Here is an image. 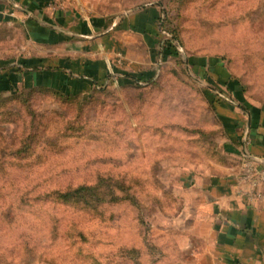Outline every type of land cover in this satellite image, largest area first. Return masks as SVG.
I'll return each mask as SVG.
<instances>
[{"label":"rangeland","instance_id":"1","mask_svg":"<svg viewBox=\"0 0 264 264\" xmlns=\"http://www.w3.org/2000/svg\"><path fill=\"white\" fill-rule=\"evenodd\" d=\"M64 2L72 13L108 21L155 9L159 14L153 30L160 33L159 20H166L165 28L177 32L182 45L176 43L178 59L163 63L154 48L156 83L149 87L112 82L105 91H94L84 99H66L48 91L34 93L29 105L10 101V116L2 117L13 124L0 125L2 136L17 126L29 143L30 133L41 134L50 123L62 128L66 121L82 133L65 141L62 152H48L43 165L0 175V194L28 203L14 222L0 221V264H182L176 233L168 228L179 210V198L170 189L174 191L184 176L213 175L242 163L223 151L220 121L201 91L209 100L228 92L220 87L227 81V69L240 85L227 83L232 91L226 96L229 101L247 111L264 109V0ZM129 35L134 47L126 56L145 71L150 45L138 35ZM162 37L171 35L164 32ZM26 44L15 27H0V59L41 55V48L23 47ZM188 56L200 58H191L188 65ZM199 65L208 72H201ZM135 76L145 81L150 75ZM212 76L220 83L207 80ZM206 87H213V93ZM67 90L65 94L78 92L74 86ZM39 147L35 146L34 158ZM102 175H111L112 183L117 177L130 182L126 200L107 206L103 217L55 202L53 192L89 184Z\"/></svg>","mask_w":264,"mask_h":264},{"label":"crops","instance_id":"2","mask_svg":"<svg viewBox=\"0 0 264 264\" xmlns=\"http://www.w3.org/2000/svg\"><path fill=\"white\" fill-rule=\"evenodd\" d=\"M65 4L64 0H0V27H15L26 39L23 47H39L44 52L40 56L27 53L21 57L33 62L25 67L16 59H0L1 77L10 73V77L17 79V85L31 86L38 79L37 85L57 89L67 86V90L71 86L91 88L109 76L116 85H126L131 83L127 74L155 72L152 60L155 39L142 34L147 24L151 26V11L108 21L72 13ZM135 26L138 28L130 30ZM129 33L150 45V64L145 71L126 56L127 50L134 47ZM49 51L53 53L45 54ZM81 73L85 75L82 79L78 78ZM208 79L216 85L221 81ZM226 83L230 85L231 81ZM220 87L226 88L224 84ZM210 88L205 90L213 93V87ZM227 95L232 94L223 91L219 95L215 110L225 136L223 151L237 158L238 163L246 156L264 168V109L242 111ZM239 173L240 165H230L213 175L191 174L182 177L174 191L170 189L179 198V210L170 219L168 228L176 233L174 243L182 264H264V200L249 203L243 197L241 190L248 187H239Z\"/></svg>","mask_w":264,"mask_h":264},{"label":"trees","instance_id":"3","mask_svg":"<svg viewBox=\"0 0 264 264\" xmlns=\"http://www.w3.org/2000/svg\"><path fill=\"white\" fill-rule=\"evenodd\" d=\"M149 11H151L150 13L153 15L151 26L147 24L145 26V29H143L142 34H148L155 39L153 46L154 48H157L156 51L157 56L159 57V62L163 63L168 59H178L179 47L177 46V44L180 42L177 32L175 33L174 31L166 29V20L163 19H160L158 23L160 33H158L157 29L153 30V24L157 21L159 13L155 9ZM132 28L137 29L138 26ZM164 32L170 34L171 37L169 39L162 40V34ZM160 37H162V39ZM191 58L195 59L200 57L194 58V56H188V65L191 62ZM18 61V64L22 67L33 63L31 60L25 59ZM35 62L36 61H34V63ZM37 63L41 64V62L38 61ZM198 67L201 71L204 70V67L202 65H199ZM48 69L50 70V68ZM225 70L227 74V81L232 80L231 82H234L237 86L240 87L238 80L232 78L228 70ZM3 76H0V82L2 85L0 89V106H2V109L7 110L8 113L3 112L2 109L0 110V125L6 122H9L8 124H13V121L11 119H8V117H2L10 116V110H8L11 105L10 101L18 102L22 105H29V100H31L34 93H42L48 91L55 96L63 97L66 99H84L82 97L84 95L90 94L94 91L102 92L112 86L111 77L109 76L106 77L105 80L100 84L94 83L91 88L83 87L79 88L77 90L78 92L76 93L68 92V94H65L64 92H66L65 88L67 86H65L63 89H57L49 85H44L43 83V85L36 86H30L27 83L23 85H17V79L10 77V73L4 74ZM78 76V78L81 79L85 77V75L82 73ZM126 76V78L131 79V83L129 85L136 89L142 88L143 86L149 87L155 85L156 83L155 72L150 75L145 81H142L140 77L137 78V76ZM212 78H214V76H212ZM47 81H50V78ZM227 81L225 80L224 82H221V84H224L227 88V91L229 93H232L231 87H229L226 83ZM42 82L45 81L42 80ZM5 93H9V97L1 100L2 96ZM201 93L204 98L206 97L208 101L207 103H209L211 110L216 116V105H218L220 102L219 95H215L216 97H212V100H209L207 96L203 94V90L201 91ZM236 106H238V108H240L242 111H247V109L241 105L236 104ZM15 128L13 127V130H11L10 133L6 136H2L3 134L0 133V175L6 173L10 169L25 170L43 165L45 163L44 160L46 159L48 152L55 154L62 152L64 150L63 144L65 141H72L75 137L77 138L78 136H80L79 133H82L79 131V129L81 128H76L73 124H70V122L67 121L62 128L58 129H56L53 123H50L47 125V128L42 131L41 134H37L36 132L30 133V135H28L29 137L27 138L30 142L27 143L25 142V139H23L26 133L20 131L19 128ZM84 136L85 135H83L82 137ZM54 138L57 140L56 142L53 141ZM32 143H34L33 147ZM37 145H40V147L37 151V158H34L33 154L35 153V146ZM49 147L52 151L48 150ZM53 148H55V150ZM115 179L116 180H114V182L112 183L111 175H102L98 176L95 180H93V182L89 184H80L76 185L75 187H66L61 190H57L53 192V195L55 196V202L73 206L80 210L84 209L90 211L92 213H95L96 216L99 215L101 218L106 213L105 209L107 206L118 205L126 200V194L130 186V182L127 181L124 177H117ZM5 196L6 195L3 193L2 195L0 194V221L6 224H10L16 220V217L18 215H22L23 213H25V209L28 207V203L26 199L23 198H19L16 196L12 197L11 195L10 198ZM56 200H58L59 202Z\"/></svg>","mask_w":264,"mask_h":264},{"label":"built area","instance_id":"4","mask_svg":"<svg viewBox=\"0 0 264 264\" xmlns=\"http://www.w3.org/2000/svg\"><path fill=\"white\" fill-rule=\"evenodd\" d=\"M237 181L239 187L247 185L248 188L241 190V194L249 203L264 200V168L258 161L243 156Z\"/></svg>","mask_w":264,"mask_h":264}]
</instances>
